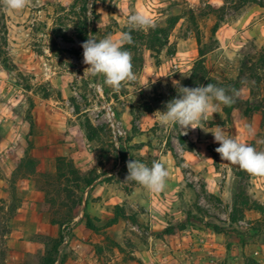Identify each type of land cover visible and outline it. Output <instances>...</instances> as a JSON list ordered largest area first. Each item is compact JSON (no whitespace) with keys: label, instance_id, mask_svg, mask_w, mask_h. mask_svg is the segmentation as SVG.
I'll list each match as a JSON object with an SVG mask.
<instances>
[{"label":"rangeland","instance_id":"1","mask_svg":"<svg viewBox=\"0 0 264 264\" xmlns=\"http://www.w3.org/2000/svg\"><path fill=\"white\" fill-rule=\"evenodd\" d=\"M135 11L156 26L131 31L136 80L115 91L84 75L81 44L129 31ZM263 52L264 0L0 6V264H44L63 222L55 264H264V176L222 161L211 133L264 151ZM201 58L239 95L201 121L209 132L184 134L157 111L177 97L172 80L205 85L192 77ZM129 160L162 162L166 188L124 181Z\"/></svg>","mask_w":264,"mask_h":264},{"label":"clouds","instance_id":"2","mask_svg":"<svg viewBox=\"0 0 264 264\" xmlns=\"http://www.w3.org/2000/svg\"><path fill=\"white\" fill-rule=\"evenodd\" d=\"M29 4V0H0V6L12 13L22 12ZM129 31L116 36L106 35L97 38L89 33L88 38L81 44L83 48V63L87 65L84 75L98 77L103 84L119 91L124 82L136 80L133 71L132 53L125 49V45L134 43L131 31H147L156 25L153 19L141 11L131 12L127 18ZM173 75V74H172ZM183 75V74H182ZM185 76V75H184ZM159 78V77H157ZM156 80H153L154 84ZM149 84L145 87H148ZM172 86L177 91V97L168 101L166 110L160 113L162 125H179L183 133L190 129L201 127V121L207 119L209 113L215 111L217 102L225 106L235 103L239 95L236 89L217 87L212 83L194 88L186 87L179 80H172ZM231 91V95L228 94ZM251 133V129H249ZM214 141L219 144L215 151L222 161L239 166L253 176H264V151H257L253 146L238 138L227 135L223 129L217 127L211 132ZM128 175L124 181H134L152 193L162 192L170 175L165 165L160 161H153L151 167L139 160L127 162Z\"/></svg>","mask_w":264,"mask_h":264},{"label":"trees","instance_id":"3","mask_svg":"<svg viewBox=\"0 0 264 264\" xmlns=\"http://www.w3.org/2000/svg\"><path fill=\"white\" fill-rule=\"evenodd\" d=\"M261 63L264 69V52L261 55ZM200 76H202L201 80L205 81V86L208 83H212L214 85H216L217 87H223L226 89H238V87H233V88H228V86H223L222 84H218V82L216 80H212L211 78H209V72L206 69L205 65H204V60L203 58H201L199 61L196 62L194 69H193V75L192 77L194 78H199ZM261 126L262 128H264V108L261 110ZM86 184L89 185V182H86ZM258 209H262V208H258ZM115 216L110 219L107 223V226H112L118 223L120 217H121V212H120V208L119 206L116 207V212H115ZM66 224V222H63L60 226V233H59V238L58 240L53 242L52 247L47 251V255L45 257L44 260V264H55L56 263V254L58 253L59 249L61 248V246L64 244L65 242V233H66V229H64V225ZM86 225L88 227V229L97 232L100 231V228H98L97 226H95L92 223V220L89 216L86 217Z\"/></svg>","mask_w":264,"mask_h":264}]
</instances>
